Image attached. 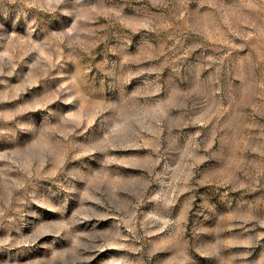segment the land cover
<instances>
[{"label":"rangeland","instance_id":"obj_1","mask_svg":"<svg viewBox=\"0 0 264 264\" xmlns=\"http://www.w3.org/2000/svg\"><path fill=\"white\" fill-rule=\"evenodd\" d=\"M0 264H264V0H0Z\"/></svg>","mask_w":264,"mask_h":264}]
</instances>
